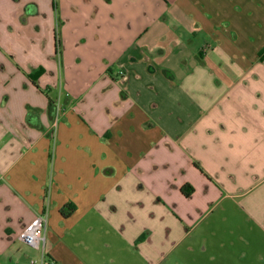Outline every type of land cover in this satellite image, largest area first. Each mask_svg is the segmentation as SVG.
Returning <instances> with one entry per match:
<instances>
[{"label":"crops","instance_id":"1","mask_svg":"<svg viewBox=\"0 0 264 264\" xmlns=\"http://www.w3.org/2000/svg\"><path fill=\"white\" fill-rule=\"evenodd\" d=\"M261 238L264 0H0V264H244Z\"/></svg>","mask_w":264,"mask_h":264},{"label":"built area","instance_id":"2","mask_svg":"<svg viewBox=\"0 0 264 264\" xmlns=\"http://www.w3.org/2000/svg\"><path fill=\"white\" fill-rule=\"evenodd\" d=\"M57 116L56 121H58L60 117V113L62 112V107L60 105L57 106ZM48 218L46 215H40L35 220H33L21 233V240L31 246L37 248L41 241L45 240V232L47 228ZM36 261H32V264H35Z\"/></svg>","mask_w":264,"mask_h":264},{"label":"rangeland","instance_id":"3","mask_svg":"<svg viewBox=\"0 0 264 264\" xmlns=\"http://www.w3.org/2000/svg\"><path fill=\"white\" fill-rule=\"evenodd\" d=\"M261 242H258V245L253 248H250L249 254L251 255L250 260L244 261V264H264V238H261ZM235 253L233 254H225L222 256V259L215 264H243L242 261L238 259L237 253L239 250L235 249ZM239 254V253H238ZM204 258L209 259L210 254L205 256V253H200ZM260 257V259H259ZM204 261V260H203Z\"/></svg>","mask_w":264,"mask_h":264},{"label":"trees","instance_id":"4","mask_svg":"<svg viewBox=\"0 0 264 264\" xmlns=\"http://www.w3.org/2000/svg\"><path fill=\"white\" fill-rule=\"evenodd\" d=\"M58 41V40H57ZM57 44H58V42H57ZM29 117L31 116V114L29 113V115H28ZM186 189V188H185ZM185 191H187V190H184V192ZM192 193V189H190V191L189 192H185V194L186 195H190Z\"/></svg>","mask_w":264,"mask_h":264}]
</instances>
